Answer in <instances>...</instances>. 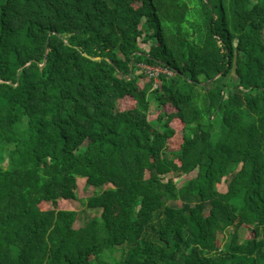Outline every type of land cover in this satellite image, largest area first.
<instances>
[{"label":"trees","instance_id":"1","mask_svg":"<svg viewBox=\"0 0 264 264\" xmlns=\"http://www.w3.org/2000/svg\"><path fill=\"white\" fill-rule=\"evenodd\" d=\"M263 32L264 0H0V264H264Z\"/></svg>","mask_w":264,"mask_h":264},{"label":"rangeland","instance_id":"2","mask_svg":"<svg viewBox=\"0 0 264 264\" xmlns=\"http://www.w3.org/2000/svg\"><path fill=\"white\" fill-rule=\"evenodd\" d=\"M259 1V0H251L252 3ZM264 37V32H263ZM140 49L143 51H147L149 48L148 44L139 43ZM148 69V68H147ZM152 73L154 71H159L160 69H148ZM155 116V106H151V113L149 117ZM185 180V178H183ZM179 184L180 182H176ZM109 186H104L103 188L96 189L94 187H91L85 183V180L82 178L77 179V188L75 191L76 199L64 202L63 208L68 211H73L77 214V221L74 223V228L78 229L82 226H84L88 221H90L93 217L98 216V212L95 210H90L85 205V201L93 196L95 193L100 192L103 189H107ZM221 191H225V185H222L220 188ZM207 208H209V205H207ZM238 236H239V242L244 241L245 239L249 238V232L246 228L241 227L238 230ZM121 256L120 250H114L112 252H105L103 257L109 261L110 264H114L115 261H117Z\"/></svg>","mask_w":264,"mask_h":264},{"label":"water","instance_id":"3","mask_svg":"<svg viewBox=\"0 0 264 264\" xmlns=\"http://www.w3.org/2000/svg\"><path fill=\"white\" fill-rule=\"evenodd\" d=\"M65 43H66V41H65ZM66 44H67V43H66ZM46 51H47V48H46ZM84 56H85V57H88L86 54H84ZM130 57H132V55H131ZM90 59L93 60V61H97V60H99L98 57H97V58H92V57H91ZM131 63H132V61H131ZM44 65H45V60H44L43 64L40 65V68L42 69V68L44 67ZM131 73H132V67H131V69H130V74H129L127 77H125L127 80H129V79L131 78ZM219 76H220V74L216 75V76H215L214 78H212L210 81H207V82H205V83H201L200 85H201V86H205V85L209 84L210 82L216 80Z\"/></svg>","mask_w":264,"mask_h":264},{"label":"built area","instance_id":"4","mask_svg":"<svg viewBox=\"0 0 264 264\" xmlns=\"http://www.w3.org/2000/svg\"><path fill=\"white\" fill-rule=\"evenodd\" d=\"M159 72H167V71H163V70H159V71H154V73H152L151 75H153V76H157V74L159 73ZM168 75H171V73H167Z\"/></svg>","mask_w":264,"mask_h":264}]
</instances>
